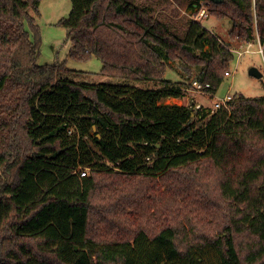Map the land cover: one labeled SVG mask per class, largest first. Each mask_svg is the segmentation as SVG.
Masks as SVG:
<instances>
[{
    "label": "trees",
    "instance_id": "1",
    "mask_svg": "<svg viewBox=\"0 0 264 264\" xmlns=\"http://www.w3.org/2000/svg\"><path fill=\"white\" fill-rule=\"evenodd\" d=\"M41 1L0 0V264H264V97L164 104L186 95L170 61L200 67L215 94L231 45L134 0H72L70 56L119 80L84 83L37 64L25 23ZM202 2L233 21L231 40L264 49V0L190 7Z\"/></svg>",
    "mask_w": 264,
    "mask_h": 264
},
{
    "label": "rangeland",
    "instance_id": "2",
    "mask_svg": "<svg viewBox=\"0 0 264 264\" xmlns=\"http://www.w3.org/2000/svg\"><path fill=\"white\" fill-rule=\"evenodd\" d=\"M138 4L146 5L154 9L156 16L176 26L191 20L196 10L190 7L191 0H134ZM72 10V0H42L39 6V14L31 10L30 14L35 18L33 28L28 22L25 23L26 31L31 41H39V55L37 64L44 66L56 62L64 63L73 71H81L87 75L79 78L80 82L99 84L104 82H119L116 78L103 75V62L99 58L79 60L70 56L73 42L69 38L68 30L60 25L62 19L69 17ZM201 23L210 31L215 33L222 41L229 43L232 47H240L243 43L230 39L229 32L233 28L231 19H217L209 15L202 19ZM255 52L245 54L238 62H233L230 77H227L219 87L214 97L196 93L192 90L190 82L197 79L201 72L200 67L190 65L181 60L170 61L166 70L165 78L176 83H182L185 90V97L169 98L164 101L168 105H180L192 107L196 110L201 105L207 111H216L213 102L223 99L225 96L242 94L248 98L264 97V57L256 53L259 45L252 49ZM256 67L262 74L261 79L250 75V70ZM158 81L136 83L140 87L157 86ZM198 125L202 124L201 118L196 119ZM112 166V165H110ZM87 173L89 169H84Z\"/></svg>",
    "mask_w": 264,
    "mask_h": 264
},
{
    "label": "built area",
    "instance_id": "3",
    "mask_svg": "<svg viewBox=\"0 0 264 264\" xmlns=\"http://www.w3.org/2000/svg\"><path fill=\"white\" fill-rule=\"evenodd\" d=\"M209 17V12H208V7H207V3L206 2H202L200 4V8H197L196 13L192 15V19L194 21H199L201 22L202 19L204 18H208ZM257 43L259 45V50L256 53L262 54V56L264 57V49H263V45L260 41V39H257ZM256 41H247L245 43H243L240 47H232L231 51L233 53H235L237 55V60L236 62L239 63V60L241 59V57H243L245 54L248 53H252L255 52L253 51V47L255 46ZM232 75L231 72L226 73L227 77H230ZM190 86L192 88L193 91H195L196 93L199 94H203L209 97H214V94H212L211 92H209V90H207L208 88H210L211 86L209 84L204 85L203 83H201L198 79H193L190 82ZM235 99V95H227L225 96L223 99L221 100H217L213 102V106L215 110L221 109V108H227L228 104L233 101ZM199 109L202 108L201 105L197 106ZM87 173V171H83L82 172V176H85Z\"/></svg>",
    "mask_w": 264,
    "mask_h": 264
},
{
    "label": "water",
    "instance_id": "4",
    "mask_svg": "<svg viewBox=\"0 0 264 264\" xmlns=\"http://www.w3.org/2000/svg\"><path fill=\"white\" fill-rule=\"evenodd\" d=\"M210 1L213 2L214 4H221L223 3L224 0H210ZM250 75L257 79H261L263 77V74L256 67H253L250 70ZM94 129H96V127H94Z\"/></svg>",
    "mask_w": 264,
    "mask_h": 264
}]
</instances>
